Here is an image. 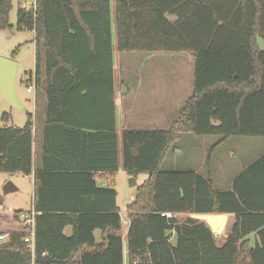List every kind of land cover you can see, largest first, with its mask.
Returning a JSON list of instances; mask_svg holds the SVG:
<instances>
[{"label":"trees","instance_id":"trees-1","mask_svg":"<svg viewBox=\"0 0 264 264\" xmlns=\"http://www.w3.org/2000/svg\"><path fill=\"white\" fill-rule=\"evenodd\" d=\"M12 8V0H0V31L14 27ZM15 27L35 33L36 69L27 83H45L48 124L62 123L63 134L88 142L92 152L81 154L91 163L76 170L46 164L36 172L34 252L25 241L32 225L21 219L24 210H0V235L8 234L0 241V264H125L117 190L96 179L108 173L114 182L120 169L114 36L120 52H182L194 61L193 93L170 127L122 135L123 169L137 189L126 207L130 264H264V154L228 190L214 186L211 163L212 151L231 137L264 138V0H37L36 10L19 6ZM76 96L78 105L110 112L112 126L58 117L74 112ZM10 120L0 112V173L30 175L33 117L23 127ZM184 134L219 137L207 175L162 169ZM141 173L148 178L137 185ZM226 214L235 215L226 237L199 220L219 215L221 223ZM69 225L71 236L64 233ZM252 233L259 242L248 248Z\"/></svg>","mask_w":264,"mask_h":264},{"label":"rangeland","instance_id":"rangeland-1","mask_svg":"<svg viewBox=\"0 0 264 264\" xmlns=\"http://www.w3.org/2000/svg\"><path fill=\"white\" fill-rule=\"evenodd\" d=\"M12 2L13 8L9 20L14 27L10 30L0 31V58L12 60L19 66L16 76V91L24 109L11 107L7 104L0 87V110L11 114L8 125L23 127L28 119V114L32 115L33 120L36 118V113L38 118L41 117L42 110H45V103L39 101L36 104L34 94L27 91L29 75L36 69L35 44L31 31L18 30L15 27L20 0H12ZM26 2L29 9L33 0H26ZM113 43L115 44L116 77L119 83H123V90L126 89L122 102V114L126 115L123 117L125 120H129L131 115L135 116L132 111L136 108L151 120L158 117L161 120L157 124L159 127H169V122L172 123L179 116L185 101L193 93L192 55L182 52L152 54L120 52L116 46L115 36ZM176 91L178 94L171 97L170 103H160L162 93ZM140 92L145 96L139 95ZM0 123L2 126L5 125L3 122ZM194 140H197L198 143L194 144ZM218 140V136L182 135L177 143V147H180L179 151L182 150V153L174 155V151L171 152L165 159L162 169L196 170L207 175L208 154ZM262 154H264V138L231 137L220 144L212 151L211 155L214 177H216L215 187L219 189L228 187L237 174ZM145 177V175H140L138 183H141ZM9 182L17 190L6 193L5 187ZM116 187L121 193V203L125 205L129 202L132 190L128 185L126 172L117 176ZM32 200L33 184L27 175L19 172L0 173V210L29 211L32 208Z\"/></svg>","mask_w":264,"mask_h":264},{"label":"crops","instance_id":"crops-1","mask_svg":"<svg viewBox=\"0 0 264 264\" xmlns=\"http://www.w3.org/2000/svg\"><path fill=\"white\" fill-rule=\"evenodd\" d=\"M31 32L33 33V42L35 44V41H34L35 33L34 31H31ZM113 46L115 49V44ZM115 57L116 56L114 54V62H115ZM193 65H194V61H193ZM114 76H115L116 123H117V134H118L119 149H120V153H119L120 169L118 173L116 174V176L114 177V182L111 181L112 179L109 177L108 173L99 172L96 176V179H97V183L99 186H102V187L110 186V187H114L117 190V204L120 208V214L123 220L122 229L124 232L123 239H124V250H125L124 252L125 264H130V254H129V249H128V238H127L129 225L125 223L127 222V219H128L126 207L135 198L136 186L134 187L130 185L129 183L130 176L128 175V185H130V189L132 190L129 195V202L125 203V205H122L121 200H120L121 193L116 187L117 176L119 174H122L123 172H126L123 169L122 135H123V132L128 129H136V130H139V129H167L170 127L172 123L169 122V125H168L169 127H159L157 124H159L161 120L158 117L154 120H151L149 117H147L145 113L139 112L136 108H134V110L132 111L135 114V116L131 115L129 120L128 119L125 120L123 116L126 114H122V104H123L122 102L124 98V91L126 89L123 90V83H119L117 80L115 66H114ZM32 85L34 86V90L28 93L34 94V99L36 100V104L39 103V101H44L45 103V110H42L43 112L41 114V117L38 118V115L36 113V118L34 120V127H35L34 170L30 175H27L31 179V183L33 184V200H32V208H33L34 195H35V174L38 170L42 169L44 165L46 164H50L52 165V167H57V166H62V165L70 166V167L73 166L72 169H68V170L70 171L76 170L74 168L76 166L82 167L84 165H89V163H91L90 161H88V157H85V155L83 156L81 154H84V153L90 154L92 150H90L87 144L85 145V143H88V142L81 141L80 139L77 140L76 137L74 136L70 137L68 134H63L67 130L62 129L64 128L62 126V123L52 122L50 125L48 124V99H47V94L45 90V83L43 82L39 87H36L34 82L32 83ZM193 86H194V83H193ZM138 94L145 96V94L141 92ZM177 94H178V91L162 93L160 96V100L159 99L158 100L160 101L161 104H168L170 103L171 97ZM79 100H80L79 97L77 96L74 97V103L76 104L74 112H71L65 115L62 114L61 116H58V117H61L62 119H68L69 121L74 122L76 124H80V125H87V124L93 125L95 123H102L106 127L112 126V115L110 112H108L106 109L105 111L104 110L100 111V109L96 108L95 106L91 107L89 105L87 106H81L80 104L78 105ZM0 112H7V111H2L1 109ZM129 114H131L130 111H129ZM49 126H50V130H48ZM80 130H82V132H86L87 134H89L90 132H93V133L96 132L95 130L89 127H82V129ZM80 135H83V134L80 133ZM193 142L195 144L197 140H194ZM107 144H108V141L106 140L105 145ZM46 148H48L49 153L47 152ZM179 148L177 147L176 150L173 152L174 155H178L182 153V150L179 151L180 150ZM54 170H59V169L55 168ZM168 170H171V169H168ZM140 175H145L146 177L143 179L141 183H138ZM203 175H206V174L204 173ZM147 178H148V174L146 173L139 174L136 177V184L137 185L142 184ZM233 180L231 181V183H229L228 187H226L225 189H219V188L217 189L219 190L230 189L232 186ZM215 181H216V177H214V186H215ZM177 216L181 218L184 215H177ZM218 216L219 215H213V216L199 215V220L201 222H205L213 233L217 235H224L226 237L231 232L232 225L235 220V215L234 214L221 215L224 218V221L221 223H219L218 220H215L216 217ZM73 232H74V228L72 225L67 226L64 230V233L67 236L73 235ZM168 234H170L171 243L175 245L177 242V235L175 231L174 230L169 231ZM95 236H96L97 242L102 241V231L101 230L97 229L95 231ZM245 241H246L245 246L248 248L256 247L257 243L259 242L258 236L256 233H252L248 235L247 237H245Z\"/></svg>","mask_w":264,"mask_h":264},{"label":"water","instance_id":"water-1","mask_svg":"<svg viewBox=\"0 0 264 264\" xmlns=\"http://www.w3.org/2000/svg\"><path fill=\"white\" fill-rule=\"evenodd\" d=\"M18 68V64L14 61L0 58V87L3 98L11 107L24 109L16 91V76ZM15 190H17V188L11 182L5 187L6 193Z\"/></svg>","mask_w":264,"mask_h":264},{"label":"built area","instance_id":"built-area-1","mask_svg":"<svg viewBox=\"0 0 264 264\" xmlns=\"http://www.w3.org/2000/svg\"><path fill=\"white\" fill-rule=\"evenodd\" d=\"M20 5L22 8H27V2L26 0H20ZM37 8V0H33L31 7L29 9L36 10ZM34 90V86L31 84L27 87L28 92H32ZM0 123V127H1ZM162 216L171 217V213L163 212L161 213ZM35 218H36V211L34 208H31L29 211H24L21 214V219L25 221L26 223H31L32 229L28 231L27 237L25 238V241L29 244V247L31 251H35ZM127 223L130 226V219H127ZM8 234L0 235V241L4 240L7 237Z\"/></svg>","mask_w":264,"mask_h":264}]
</instances>
